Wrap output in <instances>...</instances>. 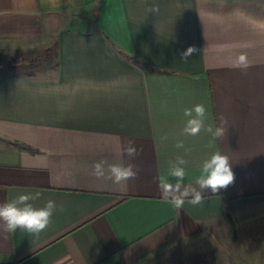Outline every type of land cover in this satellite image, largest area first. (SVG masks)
I'll use <instances>...</instances> for the list:
<instances>
[{
    "label": "crops",
    "instance_id": "1",
    "mask_svg": "<svg viewBox=\"0 0 264 264\" xmlns=\"http://www.w3.org/2000/svg\"><path fill=\"white\" fill-rule=\"evenodd\" d=\"M51 48L0 71V204L57 205L38 237L0 222V264H264V0H0V66ZM195 104L224 137L182 134ZM216 151L231 185L180 209L160 198L169 161L199 190ZM102 159L137 178L97 180Z\"/></svg>",
    "mask_w": 264,
    "mask_h": 264
},
{
    "label": "clouds",
    "instance_id": "2",
    "mask_svg": "<svg viewBox=\"0 0 264 264\" xmlns=\"http://www.w3.org/2000/svg\"><path fill=\"white\" fill-rule=\"evenodd\" d=\"M159 9L153 6L150 12H157ZM195 46H189L180 54V58L187 61L188 57L196 53ZM232 67L246 72L249 62L245 54L237 56ZM183 115L187 118L182 130L183 135L197 136L200 132L206 131L211 135L212 142L224 137L227 129L226 120H221L220 126H206L208 109L204 104H195L191 108H185ZM177 148H184L183 141L176 144ZM128 157H136L139 152L135 146L130 144L125 150ZM187 161L178 156L175 161H169L167 174L159 178L160 198L171 203L175 208L183 207L185 200L192 205H199L203 202V192L211 190L212 193L225 189L234 182L235 175L232 164L226 155L219 151L214 152L202 163L200 175L195 183L199 190L184 183L186 177ZM91 175L97 180H110L117 186V190H125L129 180H135L138 170L132 164L108 163L106 160H99L93 163ZM40 193H21L15 198L0 204V222L9 233H15L18 229L29 235L38 237L52 223V217L57 210L56 202L47 200L43 207H34L30 201L38 199ZM190 198V199H189ZM62 210V208H61Z\"/></svg>",
    "mask_w": 264,
    "mask_h": 264
},
{
    "label": "trees",
    "instance_id": "3",
    "mask_svg": "<svg viewBox=\"0 0 264 264\" xmlns=\"http://www.w3.org/2000/svg\"><path fill=\"white\" fill-rule=\"evenodd\" d=\"M48 52H54V49H47L46 51H45V53L46 54H44V56H43V58H33V60H18L17 58H14V59H11V60H9L8 62H6V63H3L2 64V66H0V71H6V70H10V69H13L14 68V66H16V65H24V66H22V67H25L26 68V70H28V71H33L32 69H34L35 67L33 66V64H36V63H39V62H44V59H46V62H51L52 61V58H53V56L50 54V53H48ZM31 65H30V64ZM22 69H24V68H22ZM25 70V69H24Z\"/></svg>",
    "mask_w": 264,
    "mask_h": 264
}]
</instances>
